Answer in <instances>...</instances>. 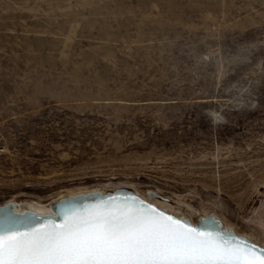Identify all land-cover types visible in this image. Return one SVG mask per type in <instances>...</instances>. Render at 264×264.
<instances>
[{
  "label": "rangeland",
  "instance_id": "rangeland-1",
  "mask_svg": "<svg viewBox=\"0 0 264 264\" xmlns=\"http://www.w3.org/2000/svg\"><path fill=\"white\" fill-rule=\"evenodd\" d=\"M121 184L260 233L264 0H0V203Z\"/></svg>",
  "mask_w": 264,
  "mask_h": 264
},
{
  "label": "snow or ice",
  "instance_id": "snow-or-ice-1",
  "mask_svg": "<svg viewBox=\"0 0 264 264\" xmlns=\"http://www.w3.org/2000/svg\"><path fill=\"white\" fill-rule=\"evenodd\" d=\"M0 226V264H264V249L222 229L194 227L135 194L111 196L63 219Z\"/></svg>",
  "mask_w": 264,
  "mask_h": 264
},
{
  "label": "water",
  "instance_id": "water-1",
  "mask_svg": "<svg viewBox=\"0 0 264 264\" xmlns=\"http://www.w3.org/2000/svg\"><path fill=\"white\" fill-rule=\"evenodd\" d=\"M135 194L146 203L153 204L160 210L167 209L168 214L187 218L194 227L209 231L223 230L243 237L258 249H264V243L226 226L212 212L200 213L196 204L170 196L168 194L127 185L102 187L79 193H62L46 200H38L28 196H14L12 200L0 203V226H3L8 216L5 209L11 208V215L18 225L37 226L43 220H56L59 223L66 212L83 210L89 205L97 204L111 196L120 198Z\"/></svg>",
  "mask_w": 264,
  "mask_h": 264
},
{
  "label": "bare ground",
  "instance_id": "bare-ground-1",
  "mask_svg": "<svg viewBox=\"0 0 264 264\" xmlns=\"http://www.w3.org/2000/svg\"><path fill=\"white\" fill-rule=\"evenodd\" d=\"M121 185H127V186H132V187H135L134 185H129V184H121ZM112 186H114V185H112ZM117 186V185H116ZM106 187H110V186H108V185H106ZM100 188H102V187H100ZM96 189H98V188H96ZM91 190H95V189H91ZM90 189H79V190H74V191H69V193H79V192H87V191H91ZM175 197H177V196H175ZM177 198H179V199H182L181 197H177ZM13 199V198H12ZM12 199H8V200H12ZM7 200V201H8ZM39 200V199H38ZM183 200V199H182ZM197 206V205H196ZM198 208V207H197ZM198 210H199V212H201L202 214H204V213H206V212H209V211H204V210H202V209H200V208H198ZM262 212H264V199L262 200V204H261V206L259 207V208H257L256 209V216H255V218H256V220L255 219H253V221H252V223H251V225H252V228L253 229H255V230H260V233L259 234H251V233H244L245 235H247V236H249V237H252V238H254V239H256V240H258V241H260V242H263L264 243V228L261 226H259V222H258V220L259 219H261V213ZM214 214V213H213ZM264 214V213H263ZM214 216H216L217 218H219L221 221H222V223L223 224H225L226 226H228V227H231V228H233L234 230H235V228L233 227V225H231L230 224V222H228V221H224L221 217H219V216H217L216 214H214ZM236 231H238V232H240V230H236ZM241 233V232H240ZM263 239V240H262Z\"/></svg>",
  "mask_w": 264,
  "mask_h": 264
}]
</instances>
